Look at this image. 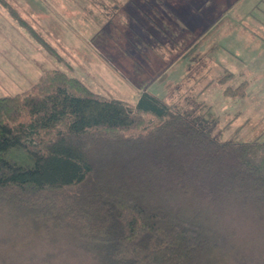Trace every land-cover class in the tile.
<instances>
[{"label": "trees", "instance_id": "16d2710c", "mask_svg": "<svg viewBox=\"0 0 264 264\" xmlns=\"http://www.w3.org/2000/svg\"><path fill=\"white\" fill-rule=\"evenodd\" d=\"M0 264H264V140L52 69L0 97Z\"/></svg>", "mask_w": 264, "mask_h": 264}, {"label": "rangeland", "instance_id": "374dc122", "mask_svg": "<svg viewBox=\"0 0 264 264\" xmlns=\"http://www.w3.org/2000/svg\"><path fill=\"white\" fill-rule=\"evenodd\" d=\"M117 1L0 0V97L60 69L130 103L146 90L220 142L264 140V0Z\"/></svg>", "mask_w": 264, "mask_h": 264}]
</instances>
